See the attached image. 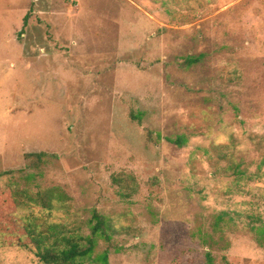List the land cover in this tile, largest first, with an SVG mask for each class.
<instances>
[{"label":"rangeland","instance_id":"1","mask_svg":"<svg viewBox=\"0 0 264 264\" xmlns=\"http://www.w3.org/2000/svg\"><path fill=\"white\" fill-rule=\"evenodd\" d=\"M94 213L108 264H264V0H0V264Z\"/></svg>","mask_w":264,"mask_h":264},{"label":"trees","instance_id":"2","mask_svg":"<svg viewBox=\"0 0 264 264\" xmlns=\"http://www.w3.org/2000/svg\"><path fill=\"white\" fill-rule=\"evenodd\" d=\"M27 16L24 19V26L27 24ZM198 62V58L188 57L184 60L183 65L189 67ZM134 119H138L133 116ZM160 138V135H157ZM182 139L174 141L179 147L183 145ZM37 158L44 156L43 153L35 154ZM124 183L127 191L133 189L134 179L126 176L120 181ZM119 182V183H120ZM11 197L15 207H22L27 204H34L44 209L52 208V195L48 192H39L35 195L29 192H14ZM90 225V234L83 236L81 234L67 233L60 230L56 225L46 227L43 223L23 222L19 228L22 235L19 236V247L29 249L41 264H108V253L103 252L94 258L98 245V239L110 243L111 236L116 234V230L105 217L94 213ZM221 222L222 218L219 217ZM219 224V223H218ZM0 233L5 236L8 230L5 226L0 225ZM262 238L258 242L264 245V228L257 231ZM208 262L211 264V258L207 254Z\"/></svg>","mask_w":264,"mask_h":264}]
</instances>
